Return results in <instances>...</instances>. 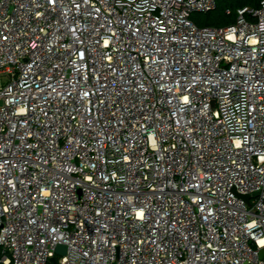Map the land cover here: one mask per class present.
Masks as SVG:
<instances>
[{
    "label": "built area",
    "instance_id": "1",
    "mask_svg": "<svg viewBox=\"0 0 264 264\" xmlns=\"http://www.w3.org/2000/svg\"><path fill=\"white\" fill-rule=\"evenodd\" d=\"M215 7L0 0L1 263L264 264V0Z\"/></svg>",
    "mask_w": 264,
    "mask_h": 264
},
{
    "label": "trees",
    "instance_id": "2",
    "mask_svg": "<svg viewBox=\"0 0 264 264\" xmlns=\"http://www.w3.org/2000/svg\"><path fill=\"white\" fill-rule=\"evenodd\" d=\"M233 4L232 0H216V7L206 13L197 14V19H193L191 14V20L200 27H225L235 22L237 17V9L244 6L257 8L261 0H247L246 5L241 3L240 0H235ZM235 8V9H234ZM229 11V12H227ZM2 249L0 246V256ZM0 264H3L0 262Z\"/></svg>",
    "mask_w": 264,
    "mask_h": 264
},
{
    "label": "water",
    "instance_id": "3",
    "mask_svg": "<svg viewBox=\"0 0 264 264\" xmlns=\"http://www.w3.org/2000/svg\"><path fill=\"white\" fill-rule=\"evenodd\" d=\"M1 103V102H0ZM240 198H242L243 200H245L246 202H249V196L248 195H242V194H237ZM256 195V193L254 194ZM55 251L59 254H64L65 253V246L62 244H58L55 248ZM260 255L263 256L264 255V249L260 251ZM52 261H54V259H52Z\"/></svg>",
    "mask_w": 264,
    "mask_h": 264
},
{
    "label": "rangeland",
    "instance_id": "4",
    "mask_svg": "<svg viewBox=\"0 0 264 264\" xmlns=\"http://www.w3.org/2000/svg\"><path fill=\"white\" fill-rule=\"evenodd\" d=\"M241 1V3H244L245 5H246V2H247V0H240ZM232 2H233V4L236 2L235 0H232ZM235 9V8H234ZM197 14H199V13H194L193 15H192V18L195 20V19H197Z\"/></svg>",
    "mask_w": 264,
    "mask_h": 264
}]
</instances>
